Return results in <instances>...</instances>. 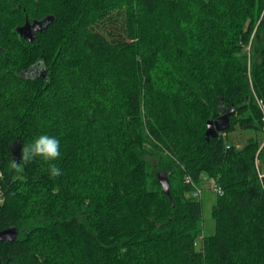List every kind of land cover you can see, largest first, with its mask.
<instances>
[{
	"label": "trees",
	"instance_id": "16d2710c",
	"mask_svg": "<svg viewBox=\"0 0 264 264\" xmlns=\"http://www.w3.org/2000/svg\"><path fill=\"white\" fill-rule=\"evenodd\" d=\"M259 101L264 0H0V230L18 228L0 264H264ZM40 134L60 156L25 160ZM204 174L223 189L208 236Z\"/></svg>",
	"mask_w": 264,
	"mask_h": 264
},
{
	"label": "water",
	"instance_id": "95a60500",
	"mask_svg": "<svg viewBox=\"0 0 264 264\" xmlns=\"http://www.w3.org/2000/svg\"><path fill=\"white\" fill-rule=\"evenodd\" d=\"M47 23L42 21L35 20L30 23L27 22L24 26L19 29L20 34L25 37L27 40L32 41L36 37L37 31L43 30L46 27ZM233 113L228 111L224 114L219 115L213 120L207 122L206 134L207 136H217L220 132L225 131L230 127V116ZM14 158L16 162L20 161V148L14 151ZM159 179L162 183L163 190L166 193H170V181L168 174L164 171L159 172ZM18 239V228L16 226H9L7 228L0 230V242L2 241H15Z\"/></svg>",
	"mask_w": 264,
	"mask_h": 264
},
{
	"label": "rangeland",
	"instance_id": "374dc122",
	"mask_svg": "<svg viewBox=\"0 0 264 264\" xmlns=\"http://www.w3.org/2000/svg\"><path fill=\"white\" fill-rule=\"evenodd\" d=\"M254 131L251 130H236L225 135V139L228 144H233L237 147L243 146L247 139L254 135ZM264 142V135L259 134ZM216 181L208 177L206 174L203 175L201 182L198 184L202 188V194L198 198L202 202V225H203V235H212L215 232V219L213 217L212 209L216 202L217 195L219 193L215 189ZM2 196L0 194V200ZM201 239V238H200ZM202 240V239H201Z\"/></svg>",
	"mask_w": 264,
	"mask_h": 264
},
{
	"label": "clouds",
	"instance_id": "9594fccd",
	"mask_svg": "<svg viewBox=\"0 0 264 264\" xmlns=\"http://www.w3.org/2000/svg\"><path fill=\"white\" fill-rule=\"evenodd\" d=\"M60 141L56 136L48 134H40L36 136L33 141L26 145L23 149V157L25 160H31L36 156L42 157L46 161L54 160L60 156ZM15 161L12 163V167H16ZM50 172L53 176L61 174V168L55 164L49 165Z\"/></svg>",
	"mask_w": 264,
	"mask_h": 264
},
{
	"label": "built area",
	"instance_id": "2783aa9c",
	"mask_svg": "<svg viewBox=\"0 0 264 264\" xmlns=\"http://www.w3.org/2000/svg\"><path fill=\"white\" fill-rule=\"evenodd\" d=\"M259 103L261 104L262 109H263V111H264V103H263L262 101H259ZM263 119H264V118H263ZM228 147H229V146H228ZM188 180L191 181V178H188ZM215 189H216V191H217L219 194H222V193H223V189H222V187H221L220 185L216 184V185H215ZM193 194H194V196H196V197L201 196V194H202V188L199 187L198 185H195V190H194Z\"/></svg>",
	"mask_w": 264,
	"mask_h": 264
}]
</instances>
